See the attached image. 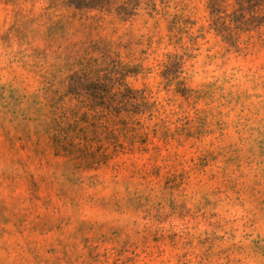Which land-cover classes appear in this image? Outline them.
I'll list each match as a JSON object with an SVG mask.
<instances>
[{
    "label": "rangeland",
    "instance_id": "1",
    "mask_svg": "<svg viewBox=\"0 0 264 264\" xmlns=\"http://www.w3.org/2000/svg\"><path fill=\"white\" fill-rule=\"evenodd\" d=\"M0 264H264V0H0Z\"/></svg>",
    "mask_w": 264,
    "mask_h": 264
}]
</instances>
